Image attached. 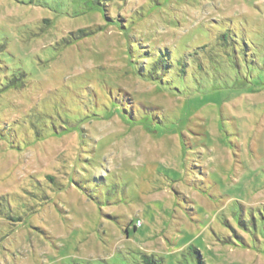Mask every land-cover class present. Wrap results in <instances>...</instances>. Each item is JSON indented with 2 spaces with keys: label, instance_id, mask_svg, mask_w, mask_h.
I'll return each instance as SVG.
<instances>
[{
  "label": "rangeland",
  "instance_id": "374dc122",
  "mask_svg": "<svg viewBox=\"0 0 264 264\" xmlns=\"http://www.w3.org/2000/svg\"><path fill=\"white\" fill-rule=\"evenodd\" d=\"M147 260L264 264V0H0V264Z\"/></svg>",
  "mask_w": 264,
  "mask_h": 264
},
{
  "label": "trees",
  "instance_id": "16d2710c",
  "mask_svg": "<svg viewBox=\"0 0 264 264\" xmlns=\"http://www.w3.org/2000/svg\"><path fill=\"white\" fill-rule=\"evenodd\" d=\"M97 5H99V0H93ZM81 35H84V31L81 30L79 32ZM145 264H152L149 260H147L146 262H144Z\"/></svg>",
  "mask_w": 264,
  "mask_h": 264
}]
</instances>
